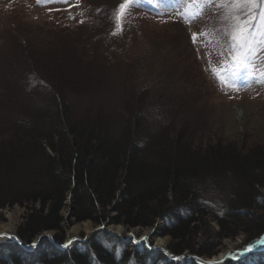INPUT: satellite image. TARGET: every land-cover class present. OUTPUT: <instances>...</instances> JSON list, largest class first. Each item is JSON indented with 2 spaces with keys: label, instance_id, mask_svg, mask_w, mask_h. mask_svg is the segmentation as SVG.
Returning <instances> with one entry per match:
<instances>
[{
  "label": "rangeland",
  "instance_id": "rangeland-1",
  "mask_svg": "<svg viewBox=\"0 0 264 264\" xmlns=\"http://www.w3.org/2000/svg\"><path fill=\"white\" fill-rule=\"evenodd\" d=\"M123 2L0 0V138L23 124L19 121L48 127L47 107L55 100L65 102L72 119L115 126L137 110L141 131L150 137L167 134L200 147L264 146V51L259 50L264 47L259 44L264 0L251 15L247 8L240 13L255 17L249 27L258 55L251 57L253 74L241 71L236 78L230 71L228 36L233 10L219 6L222 0H134L121 30L117 10ZM194 33L199 35L195 43ZM24 180L20 171L16 181ZM232 187L218 176L202 182L199 196L220 209L227 206ZM70 210L67 200L61 211L65 241L90 237L98 226L68 220ZM26 211L17 204L0 208V237L6 236L1 228L11 222L9 233L15 234ZM207 220L208 229H216L214 220ZM158 223L126 228L107 221L104 230L129 242L167 248L170 237ZM53 233L42 234L52 238ZM208 234L200 235L199 243ZM39 236L32 239L33 246ZM243 239L242 233L219 242L215 238L216 253L204 261L234 256Z\"/></svg>",
  "mask_w": 264,
  "mask_h": 264
},
{
  "label": "trees",
  "instance_id": "trees-1",
  "mask_svg": "<svg viewBox=\"0 0 264 264\" xmlns=\"http://www.w3.org/2000/svg\"><path fill=\"white\" fill-rule=\"evenodd\" d=\"M47 108L48 127L19 121L23 124L0 138V208L17 204L27 209L17 241L0 242V264H264L261 251L202 263L222 239L242 233L239 248L244 250L264 236V146L200 147L177 136H146L137 110L115 126L72 119L64 101L54 100ZM20 171L25 180L18 182ZM218 176L233 184L227 206L220 209L199 196L202 182ZM67 200L68 220H88L99 228L61 251V211ZM207 218L216 229H208ZM107 221L126 228L162 221L159 229L169 235L167 248L175 258L109 235ZM44 231H53L52 238ZM206 233L209 238L199 243Z\"/></svg>",
  "mask_w": 264,
  "mask_h": 264
},
{
  "label": "snow or ice",
  "instance_id": "snow-or-ice-1",
  "mask_svg": "<svg viewBox=\"0 0 264 264\" xmlns=\"http://www.w3.org/2000/svg\"><path fill=\"white\" fill-rule=\"evenodd\" d=\"M37 2L39 3L40 0H37ZM133 3L134 0H124L117 10V26L120 27L121 30L123 18L127 15V11ZM204 3H210V0H204ZM260 3L261 0H222V3L219 5L233 10L230 13L232 23L228 32L232 52L230 71L233 78H236L241 71H246L248 76L253 74L251 70V57L258 55V49L256 39L251 36L249 25L255 17L246 19L240 13L247 8L250 10L249 15H251V11L256 10ZM259 19L261 24L259 44L264 46V11L259 13ZM198 38L199 35L194 33L193 42L195 43ZM259 50L264 51V47H260ZM213 74L217 79H221L215 72ZM261 75L264 76V73H261ZM221 82L223 83L224 81L222 80ZM236 90L238 91L239 88L237 87Z\"/></svg>",
  "mask_w": 264,
  "mask_h": 264
},
{
  "label": "water",
  "instance_id": "water-1",
  "mask_svg": "<svg viewBox=\"0 0 264 264\" xmlns=\"http://www.w3.org/2000/svg\"><path fill=\"white\" fill-rule=\"evenodd\" d=\"M99 227H97L96 229H98ZM16 241L17 240V238H16V236H15V234H8V235H6L5 237H0V241ZM156 249L158 248V247H155ZM149 249H154L153 247H150ZM158 249H161L165 254H167V255H171V253L167 250V248H158ZM224 257H220V258H218V260H222ZM214 261H216L215 259H211V260H207V262H214Z\"/></svg>",
  "mask_w": 264,
  "mask_h": 264
},
{
  "label": "bare ground",
  "instance_id": "bare-ground-1",
  "mask_svg": "<svg viewBox=\"0 0 264 264\" xmlns=\"http://www.w3.org/2000/svg\"><path fill=\"white\" fill-rule=\"evenodd\" d=\"M14 221L16 222L17 219L14 218L13 222H14ZM12 226H13V224H12V222H11V224H9V227H7L6 229H3V227H2L1 230H4L5 235H7V234L9 233V229L12 228ZM77 230H78V227H74V228H73V231H74V232L77 231ZM158 243H159V244H162V243H160V241H159Z\"/></svg>",
  "mask_w": 264,
  "mask_h": 264
}]
</instances>
